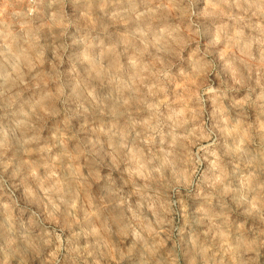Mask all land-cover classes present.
I'll return each mask as SVG.
<instances>
[{"label":"clouds","instance_id":"obj_1","mask_svg":"<svg viewBox=\"0 0 264 264\" xmlns=\"http://www.w3.org/2000/svg\"><path fill=\"white\" fill-rule=\"evenodd\" d=\"M0 264H264V0H0Z\"/></svg>","mask_w":264,"mask_h":264}]
</instances>
